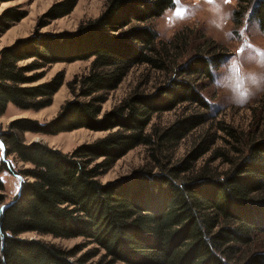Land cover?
<instances>
[{
  "label": "trees",
  "instance_id": "trees-1",
  "mask_svg": "<svg viewBox=\"0 0 264 264\" xmlns=\"http://www.w3.org/2000/svg\"><path fill=\"white\" fill-rule=\"evenodd\" d=\"M76 4H54L39 28L71 14ZM173 7L174 0H106L102 14L74 33L37 32L0 51V118L9 105L24 111L52 105L65 77L60 72L39 83L51 65L90 61L86 72L67 83L73 99L53 120L42 124L16 119L0 134L5 150L0 203L5 200L3 172L25 179L0 214V264H86L100 249L105 255L98 264H264V253L252 249L256 238L264 236V141L251 143L236 158L226 156L231 165L226 173L218 174L207 164L198 167L223 138L210 124L212 105L202 96L201 84L214 83L227 53L218 46L215 52L203 55L201 50L182 62L189 38L178 34L164 43L155 27ZM248 14L264 35V0H237V28ZM24 17L13 8L2 13L0 38ZM142 65L170 74L167 82L103 112L109 94ZM183 106L186 113L172 125H152L148 132L156 115ZM80 129L106 135L71 153L25 139L26 133L56 136ZM198 130L192 151L175 162L177 147ZM221 131L241 144L242 134L235 129L226 126ZM141 146L149 150L151 168L101 183L100 177L118 160ZM12 156L27 168L16 171ZM219 156L224 155L216 159ZM29 233L84 238L99 248L72 261L83 247L65 251L23 238Z\"/></svg>",
  "mask_w": 264,
  "mask_h": 264
},
{
  "label": "rangeland",
  "instance_id": "rangeland-1",
  "mask_svg": "<svg viewBox=\"0 0 264 264\" xmlns=\"http://www.w3.org/2000/svg\"><path fill=\"white\" fill-rule=\"evenodd\" d=\"M63 1L65 0H0V15L10 8L25 13V17L21 21L12 23L11 28L0 38V51L13 45L15 41L26 39L37 32L53 35L74 33L81 24L97 19L106 7V0H76V7L71 14L51 21L46 27L40 29L39 23L43 15L54 4ZM236 7L237 0H232L231 3L228 0H220V4H217V0H200L196 6L193 5V0H174V7L155 22V27L159 33L160 40L164 43L169 44L178 34H184L189 38L190 44L181 52L184 53L182 59H180L182 62H186L202 51V54L206 55L207 52H215L218 46L222 47L227 53V57L215 76L223 68L225 78H230L227 61L230 58L239 59L242 67L232 73L231 76L234 77V88L241 89L244 87V79L240 75L241 71L245 73L264 71V69L257 67L256 63L257 60L264 58V52L259 51L264 49V35L258 25L250 21L249 14L245 17L243 25L237 28L234 21V10ZM214 9L218 12L222 10L223 13L230 14L226 24L219 29L214 27L212 23L216 18L213 12ZM185 13V18H180ZM208 44H212L213 48L207 49ZM26 63H29V61ZM89 66L90 61H76L72 63L60 62L48 67L45 78L39 83L50 81L60 72L65 77L64 85L54 95L52 105L40 111H24L9 105L5 115L0 118V134L8 131L9 124L16 119L29 118L42 124L53 120L61 111L65 102L73 99L67 83L75 75L86 72ZM169 76L170 74L153 69L148 65L133 68L118 89L109 94L108 101L103 105V112L112 110L134 93L151 94L155 92L159 86L167 82ZM201 85L204 88V90H201L202 96L212 105L210 114L213 117V121L210 124L214 126L213 131L220 130L218 135L223 138L217 142L212 155H206L198 163V167L207 164L209 168L214 169L218 174H223L231 169V165L226 162V156L236 158L245 154L251 143L264 141V91L257 92L245 105L236 106L227 99L230 93L218 88L215 83L210 85L207 81H203ZM186 111L187 107L183 106L175 111L156 115L148 128V132L151 131L152 125L161 128L169 127L180 114L186 113ZM226 126L242 134L241 144H238L234 138L221 131L222 127ZM200 134L201 131L198 130L182 141L174 152L175 162L185 158L192 151ZM105 135V133L101 132L80 129L56 136L26 133L25 139L29 144L42 142L64 153H71L77 147L93 143ZM236 149H239L240 153H237ZM218 155L224 156H219L216 159ZM0 160L5 161V150L1 145V141ZM9 161L13 163L16 171L27 168L16 156L10 157ZM152 163L149 150L143 146L137 147L118 160L105 175L100 177V181L103 184L120 181L136 170L145 167L151 168ZM1 180L5 187L4 191L1 192L5 197L4 202L0 203V208L3 209L16 196L21 181L25 179L19 174L3 172ZM2 212L0 211V214ZM23 238L40 239L65 251L83 247V250L72 258V261H77L84 254L99 248L97 244H91L84 238L62 239L52 236H40L34 233L25 234ZM252 249L258 253H264V236L261 235L256 238L252 244ZM104 255L105 251L100 249L97 256L86 264L101 263ZM109 260L107 259V261Z\"/></svg>",
  "mask_w": 264,
  "mask_h": 264
},
{
  "label": "clouds",
  "instance_id": "clouds-1",
  "mask_svg": "<svg viewBox=\"0 0 264 264\" xmlns=\"http://www.w3.org/2000/svg\"><path fill=\"white\" fill-rule=\"evenodd\" d=\"M200 0H193V5H198ZM229 3L232 0H228ZM217 4H220V0H217ZM215 19L213 20V26L216 28H221L227 22L229 13H223L221 11L213 10ZM254 47V46H253ZM259 51L264 52V49ZM257 67L264 69V58L256 61ZM240 60L237 58H230L227 61L228 75L230 78H225L224 69L222 68L220 73L214 77V83L216 86L224 91L230 93L227 97L228 101L236 106H243L248 103L257 92L264 91V71L261 72H240V75L244 79V87L241 89H236L233 86L234 77L231 76L237 69L241 68Z\"/></svg>",
  "mask_w": 264,
  "mask_h": 264
},
{
  "label": "water",
  "instance_id": "water-1",
  "mask_svg": "<svg viewBox=\"0 0 264 264\" xmlns=\"http://www.w3.org/2000/svg\"><path fill=\"white\" fill-rule=\"evenodd\" d=\"M23 181H21V183H22ZM19 194V193H18ZM13 203V201H11L9 204H7V205H5L4 207H3V211H5L11 204Z\"/></svg>",
  "mask_w": 264,
  "mask_h": 264
},
{
  "label": "snow or ice",
  "instance_id": "snow-or-ice-1",
  "mask_svg": "<svg viewBox=\"0 0 264 264\" xmlns=\"http://www.w3.org/2000/svg\"><path fill=\"white\" fill-rule=\"evenodd\" d=\"M185 15H186V13L184 15H182L180 18H185ZM0 211H3V209L0 208Z\"/></svg>",
  "mask_w": 264,
  "mask_h": 264
}]
</instances>
